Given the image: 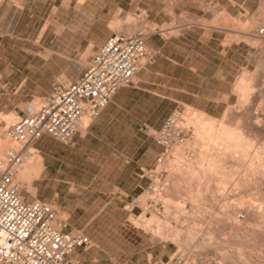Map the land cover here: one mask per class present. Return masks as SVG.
Wrapping results in <instances>:
<instances>
[{
    "label": "rangeland",
    "instance_id": "obj_1",
    "mask_svg": "<svg viewBox=\"0 0 264 264\" xmlns=\"http://www.w3.org/2000/svg\"><path fill=\"white\" fill-rule=\"evenodd\" d=\"M82 2L71 1L70 10L68 0L52 2L59 9L49 12L40 5L33 18L35 27L22 25V18L17 25L7 19L0 26V114L16 115V121L18 109L42 104L56 79L75 80L95 48L118 31L145 32L151 57L146 67L162 54L149 46V36L172 39L164 56L193 57L197 62L203 57L217 62L220 49L233 45L234 54L228 52V61L224 59L221 66H195L198 74L210 78L211 91L223 93L226 88L214 86L217 70L226 77L232 69L233 96L211 115L210 102L187 96L194 106L182 104L184 93L167 90L166 81L159 78L162 120L174 114L185 121L199 112L215 122L212 140L193 143L182 160L175 156L177 147L195 140V121L187 119L186 142L174 145L163 165L146 167L158 153L155 134L160 129L153 131L137 120L142 117L139 109L154 117L158 100L144 97L138 107L129 105L120 113L116 129L93 141L79 161L72 162L69 150L53 139L39 143L42 153L34 145V156H40L43 165L31 180L34 193L17 182L20 194L26 199L45 198L68 230L81 231L90 239L89 247L73 254V264H159L179 251L187 252L192 264H264V41L255 36L257 27L264 25V0H122L126 6L122 12L116 9L119 0H94L91 9L74 14ZM82 24L91 26L89 35L72 31L73 25ZM39 28L47 32H30ZM177 76L180 82L175 86L181 89L185 75L177 72ZM191 80L196 91L199 76ZM172 96L177 102L169 100ZM222 125L232 132L239 128L246 143L235 137L229 138L235 143L230 145L221 137ZM7 126L1 119L0 131ZM127 127L139 134L120 136ZM112 150L121 155L120 163L106 168ZM217 157L222 165H209ZM254 205L260 207V215ZM236 210L239 223L232 214Z\"/></svg>",
    "mask_w": 264,
    "mask_h": 264
},
{
    "label": "built area",
    "instance_id": "obj_2",
    "mask_svg": "<svg viewBox=\"0 0 264 264\" xmlns=\"http://www.w3.org/2000/svg\"><path fill=\"white\" fill-rule=\"evenodd\" d=\"M255 36L264 41V25L257 27ZM146 62L151 63V57L145 32H114L93 52L75 80L56 79L42 104L25 106L18 119L6 127L13 146L0 154V264H72L69 256L89 247L90 239L81 231L68 230L66 221L58 218L49 203L24 198L16 174L35 154L29 147L44 136L73 147L81 119H96L120 88L134 83ZM178 119L171 115L155 134L162 149L157 165L164 164L174 145L187 139L188 130ZM149 190L155 191L151 186ZM159 264L192 262L187 252L179 251Z\"/></svg>",
    "mask_w": 264,
    "mask_h": 264
},
{
    "label": "crops",
    "instance_id": "obj_3",
    "mask_svg": "<svg viewBox=\"0 0 264 264\" xmlns=\"http://www.w3.org/2000/svg\"><path fill=\"white\" fill-rule=\"evenodd\" d=\"M59 0H2L0 3V26L5 22V20L10 19L11 21L9 24H12L13 20L15 21L14 24H19V21L17 19L22 18L23 22L21 23L24 26H30L35 27L36 22L33 21V18L35 17V12L38 10L39 6L42 10L50 11L52 9H59L58 6H52V2H57ZM69 4L67 7V10H70V2L73 0H68ZM75 1V0H74ZM94 0H83L82 3L78 4V7L74 8V14L77 12H83L85 13L88 7L91 9V5L93 4ZM126 8V6L122 3V0H119L116 9H119L121 12ZM73 32H81L84 35H89L91 33V26L90 25H73L72 28ZM31 33H46L47 30H40L39 29H31ZM1 34V30H0ZM109 37V36H108ZM106 37V39L108 38ZM105 39V40H106ZM104 40V41H105ZM171 38H157L155 36H149L147 39V43L150 47L157 49L159 52H162V54L156 58V61L154 65L146 67L144 66L136 75L134 84L131 87H122L120 88L117 93L114 95L111 102L108 104V106L100 113V115L92 120L89 121L87 127L85 129L81 128L78 130V132L74 136V146L71 148L64 149L69 150L68 155L72 157V162L79 161L87 151L88 146L95 141L99 137H106L109 133L113 132L115 128V124H117L118 121V115L120 113H125L126 109L129 105L132 106H139L140 100L144 97H151L154 98L156 101L158 100V103L155 102V109H154V117H147V112L143 109L137 110V113L139 115H142V117H138L137 120L142 121L145 124L146 127L152 129L153 131H158L162 124V99L164 98V95L159 92L157 87L160 85L156 82L159 78L166 81L167 90L170 91H180L184 93L185 99L183 97L179 99L180 103L194 106L193 101L186 99L187 96H190L191 98L201 99L211 103L212 109L211 111H207V113L211 115H215L216 112L219 111V107L222 104V107L224 105L228 104V100L232 94L233 84L232 80L229 79V74H231L232 69L227 70L226 77H224V71L218 69V77L216 78V81H214V86L220 87V88H226V93L216 91L215 89L212 91L210 90V78L203 76V73L200 75L197 73V70L195 68L198 63H200L201 66H210V65H218L221 66L224 59H227L228 52H233L234 54V47L233 45L222 47L219 52L220 57L217 62H215L212 59L208 58H202L200 62H197L194 60V58H186V59H177L172 58L170 56H164L163 52L166 50L168 46L171 45ZM87 41H90V38L87 39ZM102 41V43L104 42ZM100 46V45H99ZM97 46L95 50L99 47ZM228 61V59H227ZM176 67H179L178 69ZM233 68V67H231ZM202 72L203 69L201 68ZM230 71V72H229ZM177 72L184 74L185 78L182 81L181 89H178L175 86V83L180 82V78L178 79ZM199 76V84L196 86V91H194V87L192 84L191 77L192 76ZM212 86V88H214ZM199 90L201 92H199ZM206 90V91H205ZM204 91V92H202ZM51 92V91H50ZM49 96V94H48ZM47 96V97H48ZM171 96V95H170ZM46 97V98H47ZM173 97V96H172ZM225 98L226 102L221 103L222 99ZM135 99H137L135 101ZM170 101L177 102L175 97L170 98ZM158 107V109H156ZM201 110H204V108H201ZM22 109H18L15 111L19 114V116L22 114ZM206 111V110H204ZM160 122V125L158 124ZM148 123V124H147ZM139 130L135 131L134 134L131 133V130L129 127L125 129V132L121 133L120 136H137L139 133ZM51 139L50 137L44 136L39 141L35 143V146L39 149L38 151L42 153V149L39 143L45 142L47 140ZM61 145V144H60ZM63 147L61 150H63ZM156 151L158 152L156 156L153 158L150 165H147L146 167H152L156 165V159L159 156L161 152V148L157 145ZM110 159L107 161L106 168H112L114 164L117 162L120 163V157L119 153L113 150L111 151ZM140 170H143L142 168ZM31 200V199H28ZM41 200H45V198L41 197ZM80 250V249H78ZM75 250L70 256L69 260L72 262L71 257L73 254L78 251Z\"/></svg>",
    "mask_w": 264,
    "mask_h": 264
},
{
    "label": "bare ground",
    "instance_id": "obj_4",
    "mask_svg": "<svg viewBox=\"0 0 264 264\" xmlns=\"http://www.w3.org/2000/svg\"><path fill=\"white\" fill-rule=\"evenodd\" d=\"M130 22V21H129ZM129 29V28H128ZM128 31V30H127ZM124 32H126V31H124ZM129 32V31H128ZM62 79H64V77H61L60 78V80H62ZM249 87V86H248ZM244 88V87H243ZM248 90V89H247ZM243 93V92H242ZM246 93V92H245ZM247 94V93H246ZM243 95H244V93H243ZM247 96V95H246ZM36 106V105H35ZM189 112V111H188ZM193 113V112H192ZM191 113V114H192ZM194 114V113H193ZM11 115H13V114H11ZM16 116V115H15ZM15 116H4V115H2V114H0V120L1 119H3V120H5L6 121V123L8 124V125H11L14 121H15ZM189 116V115H188ZM192 116V115H191ZM208 117V116H207ZM204 114H201V113H199V112H197L196 114H194L193 115V117H192V119H189V118H185L186 120L187 119H189V120H194L195 121V124H196V128H195V140L194 141H192V142H187V143H185V144H183V145H181V146H179V147H177L175 150H174V152H173V154L175 155V156H180V160H182V157H181V155H184V152L189 148V146L191 147V145H193V143H195V142H198V140H209V139H211L212 140V138H213V134L214 133H216L215 131H216V129H215V126H214V123L215 122H213L212 120H211V118H207ZM194 118V119H193ZM180 119V123L182 124V125H184V126H187V124H189L188 122H190V121H184V117L183 118H179ZM193 121V122H194ZM192 122V121H191ZM88 123H89V120L86 118V117H83L82 119H81V122H80V129L81 128H83V129H85L86 127H87V125H88ZM187 123V124H186ZM223 123V122H222ZM221 125V124H220ZM255 126L256 127H259V126H261L260 124H255ZM230 127H224L223 125H222V129H220L221 131V137L222 136H224L226 139L228 138V140H227V142L228 141H231V140H229V138L230 139H232V140H235L234 138L236 137V140L239 142V141H241L242 143H246V140H245V138H242L241 136H243V134H242V132H241V130H239V128H237L236 130H235V132H232L234 129L232 128V131H230V129H229ZM248 128V127H247ZM251 131H254L253 129H251ZM263 131H264V129H263ZM218 132V131H217ZM250 132V131H249ZM258 133H259V131H258ZM217 134H220V133H217ZM255 134H256V132H255ZM241 135V136H240ZM257 135V134H256ZM217 137H218V135H216ZM220 136V135H219ZM220 137V138H221ZM223 137V138H224ZM231 137H233V138H231ZM222 138V140L221 141H224V139ZM216 139V138H215ZM253 141V140H252ZM201 142V141H200ZM241 142L239 143L240 144V146L242 145L241 144ZM232 143V141L230 142V145H234V144H231ZM249 143V142H248ZM228 144V143H227ZM238 144V143H237ZM238 144V145H239ZM13 146V144L7 139V137H6V134H5V131H3V132H1L0 131V154L5 150V148H10V147H12ZM229 146V145H228ZM228 146H227V148H228ZM249 146V145H248ZM251 146H252V144H251ZM238 147V146H237ZM246 147H247V144H246ZM245 147V148H246ZM30 148V150L31 151H33L34 153H35V148L34 147H29ZM241 148V147H240ZM260 149H261V147H259ZM263 149V148H262ZM246 150V149H245ZM259 150V149H258ZM230 151H232V153H233V149L232 150H230ZM250 151V150H249ZM261 151V150H260ZM227 152H229V150L227 149ZM226 152V153H227ZM245 153V151L244 150H241V154L243 155ZM261 154H262V151H261ZM264 154V153H263ZM262 154V155H263ZM202 156V155H201ZM257 157V156H256ZM218 158V160H210L209 161V165H211L212 167H215V168H217L218 166H220V165H222L221 164V162H219V159H222V158H220V157H217ZM211 159V158H210ZM202 160V159H201ZM203 161H205V160H203ZM222 161V160H221ZM25 163H23L22 164V166L18 169V171H17V174H16V178H15V180H16V182H18L19 184H21V186L22 187H24L25 189H26V191L27 192H29V193H34V189H33V186L31 185V180L32 179H34V178H37L38 176H39V174H40V172H41V168H42V165H43V159L40 157V156H34L33 155V157L30 159V160H27V161H24ZM201 162V161H200ZM200 162H198V163H200ZM223 162V161H222ZM218 163H220V165L218 164ZM224 163V162H223ZM217 165V166H216ZM232 165V164H231ZM171 167H172V169L171 170H173V166L171 165ZM225 168V167H224ZM176 169V168H175ZM187 170V169H186ZM177 171H179V168H178V170ZM183 171V170H182ZM185 171V170H184ZM183 173V172H182ZM186 173V172H185ZM184 175V174H183ZM187 176V175H186ZM189 177V176H188ZM230 177V176H229ZM182 178V177H181ZM232 178V177H231ZM229 179H227V181H228ZM178 181V180H177ZM223 181V180H222ZM256 191V190H255ZM169 197V196H168ZM168 197H166V200H167V198ZM261 200V199H260ZM198 201V200H197ZM257 205V204H256ZM260 206V205H259ZM249 207H250V205H249ZM254 207V209L255 210H258V212H257V214L256 215H260L261 213V209H260V207H258V206H253ZM261 208H262V206H261ZM231 210V209H230ZM252 210V209H251ZM240 211V210H239ZM238 211L236 210V211H234L232 214H234L235 215V220L237 221V217H236V213H237ZM230 213V212H229ZM252 213V212H251ZM232 214H230L231 215V217L233 216ZM248 214V213H247ZM253 214H254V212H253ZM255 215V214H254ZM253 215V216H254ZM258 217V216H257ZM239 218V217H238ZM152 221V220H151ZM146 222L148 223V225H149V221L148 220H146ZM238 222V221H237ZM261 222V221H260ZM239 223V222H238ZM159 226V225H158ZM238 227V226H237ZM259 228H261V226H258ZM257 227V228H258ZM239 228V227H238ZM262 230V229H261ZM238 232V231H237ZM176 234V232H174V235ZM176 238H178V237H176ZM235 238V237H234ZM179 239V238H178ZM189 239V238H188ZM176 240V242H178V240L177 239H175ZM187 244V243H186ZM181 249V248H180ZM232 259V258H231Z\"/></svg>",
    "mask_w": 264,
    "mask_h": 264
}]
</instances>
